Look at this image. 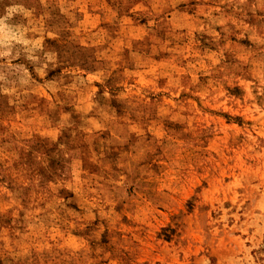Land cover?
I'll use <instances>...</instances> for the list:
<instances>
[{
    "label": "rangeland",
    "instance_id": "rangeland-1",
    "mask_svg": "<svg viewBox=\"0 0 264 264\" xmlns=\"http://www.w3.org/2000/svg\"><path fill=\"white\" fill-rule=\"evenodd\" d=\"M0 264H264V0H0Z\"/></svg>",
    "mask_w": 264,
    "mask_h": 264
}]
</instances>
